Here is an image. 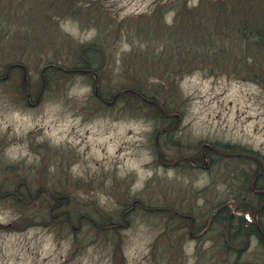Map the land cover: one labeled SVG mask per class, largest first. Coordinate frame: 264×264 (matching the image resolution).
<instances>
[{
    "label": "rangeland",
    "instance_id": "rangeland-1",
    "mask_svg": "<svg viewBox=\"0 0 264 264\" xmlns=\"http://www.w3.org/2000/svg\"><path fill=\"white\" fill-rule=\"evenodd\" d=\"M239 18L263 23L264 0H0V264L233 262L216 225L197 239L187 230L192 219L205 232L217 206L264 201L250 189H264V50ZM83 43L104 54L102 101L94 75L60 67ZM11 63L26 69L28 97L23 74L5 75ZM132 85L162 118L128 93L109 104ZM156 144L168 165L205 145L259 164L167 167ZM258 210L246 216L259 228ZM260 241L240 264H264Z\"/></svg>",
    "mask_w": 264,
    "mask_h": 264
},
{
    "label": "trees",
    "instance_id": "trees-1",
    "mask_svg": "<svg viewBox=\"0 0 264 264\" xmlns=\"http://www.w3.org/2000/svg\"><path fill=\"white\" fill-rule=\"evenodd\" d=\"M177 20H178V15L175 17L176 24H177ZM221 21H222V19H221ZM259 21L263 22L262 18H260ZM251 22L252 21H250V20L242 21L239 18L238 25H239V27L241 26V28H242L241 32L244 31V33L247 34L248 38H250L257 45H259L261 49L264 50V22L263 23L260 22L258 26L255 25L256 22L252 23L253 26L250 25ZM176 24H175V26H176ZM247 27L250 28L249 31H246ZM200 30L202 31V29H200ZM197 31L199 33V30H196V33H197ZM194 34H195V32H194ZM191 40H192V38H191ZM191 40L189 41V43L191 42ZM196 42H199V37L197 38ZM74 51H75V54L77 56L76 64L74 66H71V67H64V66H60V67L65 68L68 73L69 72L73 73V72H75L76 69H83V70H90L93 72H98L96 70L99 67L101 60H103V55H104L99 46H97L95 43H86V44L83 43V44L77 45L74 48ZM51 63L54 64L53 62H48L46 64L48 66L44 71V76L51 69L54 70V68L50 67ZM17 71H19L21 73L20 70H17ZM56 71L60 72V73L61 72L66 73L65 71H62V69L61 70L59 69ZM128 89L133 90L135 93L126 94L127 95L126 99H129L131 102L136 103L137 105L138 104L142 105L143 102L146 103V101H144L142 98L153 99V97L151 95L146 94L145 92L142 91V89H139L138 87H136V85H132ZM19 90L22 92L21 85H20ZM121 96H123V95H120L119 97H117L116 100L119 99ZM148 107L152 108L154 113H156L160 118H162V115L159 113L158 109L155 106L149 105ZM165 111L167 112V110H165ZM167 132L168 131H166L165 134H167ZM225 147H222V149H220V150L224 151V152H233L232 148H230L228 146H225ZM240 149L243 150L242 148H240ZM244 186H246V185H244ZM245 188H248V185ZM247 192L250 193L251 192L250 189H247ZM12 195L16 196V199H18L17 196H19V195H16L14 192ZM28 196H30V195L28 194ZM255 198L261 199L260 196H256ZM260 204L261 203H259V204L255 203L254 204L251 202H240L239 201L236 205V208H235L236 210L228 209V208H226V206L225 207L224 206L222 207L221 205L217 206V208H220V210H218L214 214V216L212 218V225H211V228L209 231L214 229L215 225L217 226V230H219V233L221 234V238H222L221 239L222 244H219L218 247H222L221 249H223L224 251L231 253L233 255V262L229 261L231 264H240L239 254L242 251V249L247 245V241L249 240V238H252V236L256 235L257 238L259 240H261L260 242L264 244V240L262 239L261 234L259 232L260 229L264 232V206L259 208ZM257 209H259L256 213L257 214V221L259 222L258 223L259 228L255 224H253L252 222L250 223L249 220L247 219V216H246V213H251L252 215H254L255 211ZM167 212H169L176 220L180 221L181 223L183 222L185 224L184 219L181 216L177 217L173 213L172 209L169 208L167 210ZM236 213H239L241 215L237 216ZM107 226L110 227V225H107ZM187 226L188 225H186V227ZM219 228H221V229H219ZM187 235H188V232H187ZM244 239H246V241H244ZM242 264H244V263H242Z\"/></svg>",
    "mask_w": 264,
    "mask_h": 264
},
{
    "label": "flooded vegetation",
    "instance_id": "flooded-vegetation-1",
    "mask_svg": "<svg viewBox=\"0 0 264 264\" xmlns=\"http://www.w3.org/2000/svg\"><path fill=\"white\" fill-rule=\"evenodd\" d=\"M20 63H11L9 64L6 69H5V75L8 76L9 73L13 70H20L21 71V74H23V69L20 67ZM97 98H99V100L102 101V97L97 94L96 95ZM119 97V96H118ZM168 129L165 128L163 129L162 131H160L158 134H164L165 131H167ZM156 138H157V135H156ZM157 141V139H156ZM233 158L234 161H237L238 159H248V160H251V161H254L255 163L259 164V161L258 159H255L253 157V155H251V153H231V152H224V151H221L220 149H216L214 147H211V146H208V145H205L204 147H200V153L199 155L197 156H191V157H180V158H177L175 159L174 162H176V165L175 166H179V165H189L191 167H194V168H202L200 165L205 163V170H208L212 167L213 165V162L216 160V158ZM163 159V157H162ZM161 159V161L163 162V160ZM160 162V161H159ZM161 163V162H160ZM260 178V177H259ZM258 182V181H257ZM252 186V185H251ZM250 186V189L252 192H254L257 196H260L261 199L264 198V189L263 190H255V185L251 187ZM254 188V189H253ZM258 188V187H257ZM264 188V187H262ZM136 204H139L137 201H134L132 202V205L135 206ZM264 204V201L261 202L259 208ZM215 210L212 211V213L209 214L208 218H207V221H206V224H205V227H206V230L205 232H201L200 234L198 233H195L194 230H193V220L190 219V224H189V229H188V237L190 238H194V239H197V238H200V236L204 235L207 231L210 230L211 228V225H212V218L214 216V214L220 210V208H217L216 207L214 208ZM175 214L176 216H181L183 219H187L186 215L185 214H181L180 212L178 211H175ZM190 218V217H188ZM78 225H80V221L78 220Z\"/></svg>",
    "mask_w": 264,
    "mask_h": 264
},
{
    "label": "water",
    "instance_id": "water-1",
    "mask_svg": "<svg viewBox=\"0 0 264 264\" xmlns=\"http://www.w3.org/2000/svg\"><path fill=\"white\" fill-rule=\"evenodd\" d=\"M20 67L23 69V77H22V84H21V85H22V89H23V92L25 93V95L28 97V94H26V93H27L26 69H25V67H24L23 65H20ZM77 71L80 72V73H90V74L94 75V77H95V80H94V93H95V95H97V94H98V78H97V75H96L94 72H91L90 70H83V69H80V70H77ZM124 93H131V94H133V93H135V92H134L133 90H131V89H125V90L118 91V92L112 97V100H111V102H110L109 104L115 102L116 98H117L119 95L124 94ZM142 99H143L144 101H146V102H148V103H150V104L156 106V107L162 112V110L160 109V106H159L155 101H153V100H148V99H145V98H142ZM155 148L157 149V156H158V158H159V160H160V154L158 153V146H157V144H156ZM160 162H161L164 166H167V167L176 164V162H174L173 164L168 165V164L163 163L161 160H160ZM200 166H201L202 168H205L206 165L203 163V164H201ZM253 185H254V184H253ZM259 232H260V234L262 235V237L264 238V234L262 233V231L259 230Z\"/></svg>",
    "mask_w": 264,
    "mask_h": 264
}]
</instances>
